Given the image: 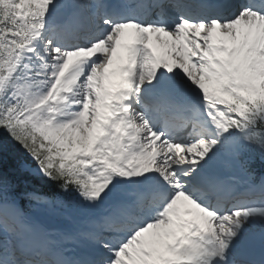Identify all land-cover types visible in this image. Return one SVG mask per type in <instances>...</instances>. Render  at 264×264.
Masks as SVG:
<instances>
[{
  "label": "bare ground",
  "instance_id": "bare-ground-1",
  "mask_svg": "<svg viewBox=\"0 0 264 264\" xmlns=\"http://www.w3.org/2000/svg\"><path fill=\"white\" fill-rule=\"evenodd\" d=\"M58 2L62 1V0H57ZM62 6H65L66 7V4H64V2H61L60 3ZM245 26H250V30H248V43L249 44H252L254 41H256V39L259 37V36H263L262 38V41H264V25L263 24H256L255 26L252 27L253 23H247V22H244L242 25H238L236 24L234 27L239 29V28H242ZM245 38H247V35L244 36ZM175 38L177 40H180V41H184L186 42V44H197L198 47L201 46L202 44V41H203V38H204V33L202 31H198L196 33H192V31H187L185 34L184 33H176L175 34ZM255 44V42H254ZM154 49H156L158 55H157V58H161L163 61H166L168 59H170L171 57L174 56L173 54V51L170 50V48L168 47H165V46H161V45H158V46H153ZM177 48H180V46H178ZM253 48H254V45H253ZM253 48L250 50V56H249V61L247 63H245L243 66H247L249 67V70H245L244 72L249 75H252L253 77H256V76H263L264 75V56H259L257 54L254 53L253 51ZM245 49V48H244ZM115 54H113L112 58H110V62L114 61V60H117L118 58L116 57H119V60H117L113 66H119L122 64V57L120 56H117ZM72 61V58H68L67 59V63L71 62ZM237 68L240 67V63H236L235 65ZM229 67H227L225 70L227 71ZM225 76H226V81L227 80H231L233 79V76L232 75H226V72H225ZM198 98H201V99H204V98H207V99H210V98H213V95H197ZM45 125L43 124V127Z\"/></svg>",
  "mask_w": 264,
  "mask_h": 264
},
{
  "label": "rangeland",
  "instance_id": "rangeland-1",
  "mask_svg": "<svg viewBox=\"0 0 264 264\" xmlns=\"http://www.w3.org/2000/svg\"><path fill=\"white\" fill-rule=\"evenodd\" d=\"M24 2L26 1V0H23Z\"/></svg>",
  "mask_w": 264,
  "mask_h": 264
}]
</instances>
